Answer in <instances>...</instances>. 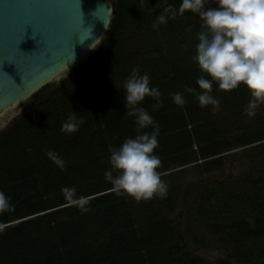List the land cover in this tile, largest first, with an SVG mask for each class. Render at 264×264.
Returning <instances> with one entry per match:
<instances>
[{
    "label": "trees",
    "instance_id": "obj_1",
    "mask_svg": "<svg viewBox=\"0 0 264 264\" xmlns=\"http://www.w3.org/2000/svg\"><path fill=\"white\" fill-rule=\"evenodd\" d=\"M110 1L109 25L84 62L31 95L0 132V191L15 209L0 213V264H264V104L249 117L243 85L223 92L213 82L215 111L185 91H201L192 60L197 14L159 24L160 0ZM167 3L178 9L181 0ZM135 68L162 93L158 110L151 97L140 105L159 125L154 155L168 185L165 197L148 201L117 195L104 175L109 147L136 135L123 88ZM177 92L182 106L172 99ZM73 112L84 123L61 132ZM50 150L66 162L63 170ZM63 187L90 197V211L69 206ZM209 243L223 259L197 255Z\"/></svg>",
    "mask_w": 264,
    "mask_h": 264
},
{
    "label": "clouds",
    "instance_id": "obj_2",
    "mask_svg": "<svg viewBox=\"0 0 264 264\" xmlns=\"http://www.w3.org/2000/svg\"><path fill=\"white\" fill-rule=\"evenodd\" d=\"M212 4L217 7L206 6V0H181L177 9L167 0H160L156 20L165 24L175 19L178 12L197 14L201 31L197 33L198 43L192 60L202 73L196 81L201 91L189 86H185V91L193 94L201 107L211 105L215 111L219 109L220 101L211 95L213 82L223 92H231L243 85L251 95L245 112L253 117L255 110L264 104V0H212ZM123 88L126 115L134 117L136 135L126 138L119 147H109L111 170L105 172V179L117 195L136 201H148L156 196L163 198L167 195L168 185L158 171L161 160L154 155L160 128L148 110L140 106L146 97H151L156 101L153 110H158L162 106V93L150 87L149 75H141L139 68L133 69ZM171 96L176 105L186 103L182 93ZM75 114L73 112L62 123L61 132L71 134L79 130L84 120L77 119ZM149 128L151 132L145 131ZM46 156L61 170L66 167V162L55 151H48ZM61 192L69 206L90 211L87 207L90 197L77 196L75 187H63ZM10 200L0 191V213L15 210Z\"/></svg>",
    "mask_w": 264,
    "mask_h": 264
},
{
    "label": "water",
    "instance_id": "obj_3",
    "mask_svg": "<svg viewBox=\"0 0 264 264\" xmlns=\"http://www.w3.org/2000/svg\"><path fill=\"white\" fill-rule=\"evenodd\" d=\"M112 8L110 0H0V116L85 58Z\"/></svg>",
    "mask_w": 264,
    "mask_h": 264
},
{
    "label": "rangeland",
    "instance_id": "obj_4",
    "mask_svg": "<svg viewBox=\"0 0 264 264\" xmlns=\"http://www.w3.org/2000/svg\"><path fill=\"white\" fill-rule=\"evenodd\" d=\"M87 56L83 58L80 62L75 64L73 67H71L69 70H67L66 72L55 78V80H53L52 83L57 84L62 80H64L72 71H74L84 62ZM27 106H28V100L24 101L23 103H20L13 109L8 110L4 115L0 116V132L3 131L10 124L12 120L18 117L27 108ZM207 246L206 248L195 249L197 255H199L202 259H204L209 263H213L215 261L224 258V252L220 249V247L213 246V243H209Z\"/></svg>",
    "mask_w": 264,
    "mask_h": 264
}]
</instances>
